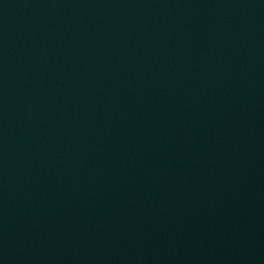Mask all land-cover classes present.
<instances>
[{
	"label": "water",
	"instance_id": "95a60500",
	"mask_svg": "<svg viewBox=\"0 0 264 264\" xmlns=\"http://www.w3.org/2000/svg\"><path fill=\"white\" fill-rule=\"evenodd\" d=\"M0 264H264V0H0Z\"/></svg>",
	"mask_w": 264,
	"mask_h": 264
}]
</instances>
